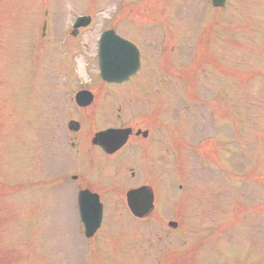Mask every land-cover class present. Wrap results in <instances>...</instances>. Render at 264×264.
Instances as JSON below:
<instances>
[{
    "label": "rangeland",
    "instance_id": "rangeland-1",
    "mask_svg": "<svg viewBox=\"0 0 264 264\" xmlns=\"http://www.w3.org/2000/svg\"><path fill=\"white\" fill-rule=\"evenodd\" d=\"M65 1L0 0V264H154L148 258H143L142 251H149L150 247L141 242L134 229L129 228L133 223L129 222L124 210L111 206L122 188L129 184L126 168L119 170L115 183L111 165L96 168L97 162L94 165L77 161V170L85 177L84 181L95 186L94 183L105 175L108 188L102 191L107 195L112 194V197L108 196L107 218L103 221L105 230L95 239L94 254L86 249L89 256L84 259L81 257L84 250L82 238L70 222L72 220L75 225L74 212L68 207L67 193L59 192L54 199L55 187L30 188L28 196L10 192L21 184L17 179L24 181L23 178L28 177L48 181L44 176H53L63 169L75 167L73 160L61 159L62 155H66L59 147L61 142L55 138L63 130L61 125L72 103L67 92L64 96L68 99L60 97V92L63 93L61 85L67 83L68 78L73 80L75 77V89L88 85L100 88L94 66L84 59L92 57L93 49L80 53L75 59L76 64L80 65V75L77 65L73 72L70 70L65 57L59 56V50L51 64L43 66L41 63V54L48 50L45 45L49 46L47 39L39 38L41 12L46 5L59 3L51 19H47L48 27L51 29L54 26L56 40L62 33L64 36H60V39L65 44L70 40L65 35L71 31L74 13L64 6L62 2ZM202 1L125 0L130 11L126 16L130 21L127 26L124 24L125 28L119 27L123 26V19L116 16L123 11L119 6L114 19L96 16L90 31L93 28L95 33L101 27L112 26L118 28L122 36L129 38L138 29V23L152 21V24L153 19L160 21L162 15L157 3L166 7V26L170 27L178 3L181 6V27H187L191 33L206 31L205 43L208 45L212 43L210 34L217 33L218 51L202 46V50L191 52L189 61L188 52L175 53L173 66L162 56L158 59L156 53L161 49L155 50L152 43H147L144 49V58L148 62L152 60V63H157L162 73L175 75V86L173 100L170 90L167 96L158 98V108L156 103L152 104L156 108L154 116H158L159 120V154L153 163L152 173L157 177L158 192H162L163 201L157 206L156 217L140 224L153 233L150 236L152 241H156L157 236L169 240L172 232L164 223L189 220L182 211L183 206L198 209L191 220L202 227L199 231L190 227L186 234L189 240L187 249L169 256L166 248L160 250L165 245H154L153 253L160 251L161 256L154 258L155 264H158L157 261H160L159 264H164V261L165 264H264V226L257 227L255 234L251 231V236L245 234L246 230L242 232L245 226L241 231L232 226L234 220L241 219L243 212L250 214L264 209L259 205L264 195L255 191L250 195L253 190H247L251 173L256 181L264 180V0H231L227 6L228 12L221 14L228 17V21L218 22V32L210 33L208 27L214 12L205 8ZM111 2V6L118 5L115 0ZM143 13L148 18L145 19ZM33 14L37 16L36 20L32 19ZM94 36L90 34L85 38L92 43ZM56 40L54 42L61 43ZM35 45L41 46L39 53L34 49ZM205 65L211 67V77ZM84 67L95 77V81H88ZM202 72H206L208 78L202 79ZM46 79L54 86L51 83V88L45 86L43 82ZM176 81L183 87H187L189 82L200 83L195 90L197 98L205 104L192 108V112L181 108L180 105L185 104L186 100L176 92ZM217 81L218 90H215ZM140 86L135 89H131L130 85L111 88L118 91L119 101L130 105L149 97L142 93L135 94ZM152 86L150 84L148 89ZM49 91L46 103L43 96L49 95ZM219 92L235 95L239 106L235 104V116L225 97L218 96ZM113 101L118 103L115 98ZM151 120L152 117H143L140 123L150 126ZM116 121L112 119L107 124L115 125ZM221 123L226 126L219 127ZM217 130L221 134L218 144L214 137ZM215 143L218 146V165L237 171L246 193L225 190L220 177L221 185L214 175V163L207 161L201 168L198 167L201 154L209 152V145L214 146ZM58 152L62 155H58ZM125 174L127 178L123 179ZM256 186L260 184L256 183ZM239 188L243 189L241 186ZM167 189L172 201L166 204ZM186 198V204H183L182 200ZM28 202L36 205L29 206ZM152 219L156 223L150 224ZM189 225L192 226V223L189 222ZM179 226L185 227L186 224L180 223ZM250 229L256 228L252 226ZM88 245L92 250L93 243ZM198 247H204V256Z\"/></svg>",
    "mask_w": 264,
    "mask_h": 264
},
{
    "label": "water",
    "instance_id": "water-1",
    "mask_svg": "<svg viewBox=\"0 0 264 264\" xmlns=\"http://www.w3.org/2000/svg\"><path fill=\"white\" fill-rule=\"evenodd\" d=\"M223 0H215L216 4H220ZM112 44H117V49L114 50V45ZM109 46L108 49H106V46ZM126 47L121 45L119 41H113L112 38H108L106 45L104 47V50L102 51V55L100 56L103 65H105V75L106 77H110L111 71L114 70L117 66V60L115 59L117 57L116 53L122 54V52L125 53L126 56V51H129V49L125 50ZM125 50V51H124ZM109 54V55H108ZM133 67H129V69H132ZM123 75L122 72H119L118 74H115L111 76L112 78H120ZM112 136H114L113 133H108L106 135H100L99 136V141L107 145V149L109 152H113L117 147L121 145V142L116 143V144H109L115 143V141L112 139ZM143 191H133L128 193L127 195V201H128V206L130 207L131 211L133 214L137 216H144L150 209V203L147 201H141V197L145 199L146 193L142 194ZM142 194V196H141ZM149 196L147 197V200H149ZM81 214L84 220V223L87 228V234L91 235L96 228L99 225V220H100V210L99 208L97 211L93 212L90 210L87 205H83L82 203V210Z\"/></svg>",
    "mask_w": 264,
    "mask_h": 264
}]
</instances>
